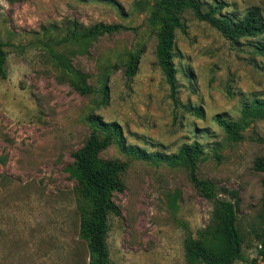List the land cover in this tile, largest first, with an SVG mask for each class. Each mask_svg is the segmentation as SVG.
Instances as JSON below:
<instances>
[{"label":"rangeland","instance_id":"1","mask_svg":"<svg viewBox=\"0 0 264 264\" xmlns=\"http://www.w3.org/2000/svg\"><path fill=\"white\" fill-rule=\"evenodd\" d=\"M157 0H0V40L7 77H0V264H88L79 237L76 180L68 172L72 154L91 132L89 117L116 121L130 144L175 152L199 141L204 152L198 175L236 190L237 225L243 259L264 264L257 235L264 228L263 174L253 168L264 156V118H255L233 140L215 121L237 120L243 102L264 99V57L254 46L264 33L238 41L194 17L181 15L175 31L177 104L155 58L156 26L147 21ZM213 3L216 0H200ZM235 18L264 0H217ZM76 22L121 23L126 30L74 37ZM144 44L136 74L127 79L128 52ZM47 47L87 74L95 92L81 95L47 54ZM108 88L102 102L101 88ZM200 106L203 118L183 106ZM103 158L128 162L122 189L113 195L119 215L109 216V264H188L186 236L210 221L212 203L200 195L183 166L130 158L116 144Z\"/></svg>","mask_w":264,"mask_h":264},{"label":"trees","instance_id":"2","mask_svg":"<svg viewBox=\"0 0 264 264\" xmlns=\"http://www.w3.org/2000/svg\"><path fill=\"white\" fill-rule=\"evenodd\" d=\"M223 5L217 0L202 3L200 0H157L150 8L147 21L156 26L154 48L157 65L169 85L170 95L175 104L177 81L175 57V31L182 28L181 15L191 11L194 17L204 21L220 32L224 37L238 41L242 37H256L264 33V20L258 7L253 6L238 18L222 13ZM121 23L98 22L89 26H80L76 22L68 34L74 37H90L97 34L126 30ZM5 42L0 40V77H7ZM145 50L144 44L133 47L127 54L123 73L131 79ZM255 52L264 57V42L254 46ZM51 61L68 78L70 86L81 95L95 92L88 82L87 74L73 66L71 61L47 47ZM102 102L108 98V88H101ZM188 112L198 118L204 117L200 106L184 104ZM255 118H264V99L254 98L243 102L240 117L237 120L217 115L215 121L224 133L233 140L243 138L241 131ZM91 132L85 143L72 154L73 162L67 168L76 180L75 195L80 212L79 237L86 242L88 264H109L106 243L109 230V216L119 215L120 209L113 200L115 192L122 189L121 172L127 161L116 158H103L100 153L111 144H116L130 158L143 159L153 163H165L170 166H183L193 187L213 209L207 226L198 232V237L186 236L184 240L185 258L188 264H234L242 260L243 237L237 225V207L239 197L236 190L219 187L221 192L229 193L231 199L219 196L216 184L198 175L197 167L204 146L197 140L183 142L175 152L148 151L137 144L126 141L121 125L116 121H105L99 114L89 117ZM253 168L263 174L261 184L264 191V156L254 162ZM264 217V197H263ZM259 241L258 256L264 260V228L257 235ZM256 258L249 264H255Z\"/></svg>","mask_w":264,"mask_h":264}]
</instances>
